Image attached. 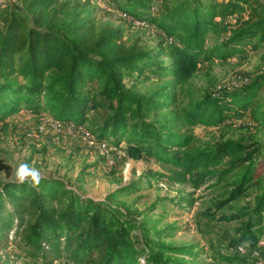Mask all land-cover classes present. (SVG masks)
I'll return each mask as SVG.
<instances>
[{
    "label": "trees",
    "instance_id": "obj_1",
    "mask_svg": "<svg viewBox=\"0 0 264 264\" xmlns=\"http://www.w3.org/2000/svg\"><path fill=\"white\" fill-rule=\"evenodd\" d=\"M112 1L129 27L146 23L166 45L151 51L125 41L123 28L100 24L92 16L91 0L0 4V122L26 110L77 127L88 124L99 142L116 147L125 142L130 158L154 157L170 167V181L193 188L225 183L229 189L222 208L254 186L259 194L253 203L231 218L242 223L229 245L254 248L264 237V145L226 141L202 148L193 128L245 116L263 124L258 93L264 75L246 87L192 98L187 105L180 96L203 61L228 60L246 47L264 46V0ZM211 33L222 41L208 48ZM149 72L167 78L158 92L143 95L128 85L134 75L145 79ZM6 200L19 216L15 235L23 251L11 264H55L53 255L66 257L59 264L171 263L155 248L137 245L141 237L132 234L135 230L143 232L148 246L151 238L132 214L82 197L60 179L42 178L35 187L0 183L3 233L14 215L4 214ZM225 260L254 264L251 254L228 252Z\"/></svg>",
    "mask_w": 264,
    "mask_h": 264
},
{
    "label": "rangeland",
    "instance_id": "obj_2",
    "mask_svg": "<svg viewBox=\"0 0 264 264\" xmlns=\"http://www.w3.org/2000/svg\"><path fill=\"white\" fill-rule=\"evenodd\" d=\"M91 2L92 16L100 24L123 28L125 41L136 42L151 51L158 50L161 44L166 45L156 31L129 27L112 0ZM7 3L21 6L19 0H0L2 5ZM221 41L222 38L216 41L211 33L206 46L210 48ZM163 60L165 65L169 63V59ZM201 65V71L180 96L184 105L192 98L199 100L209 93L251 85L264 75V46L257 50L246 47L228 60L215 58ZM145 77L134 75L127 83L143 95L154 94L167 83V78L160 73L149 72ZM258 100L262 105L259 112L264 114V88L259 91ZM193 134L202 148L226 141L256 147L264 145V120L260 124L248 116L234 117L217 127L198 125L193 128ZM95 141L98 140L88 124L77 127L44 112L34 114L22 110L0 122V183L16 182V168L27 162L39 169L43 178L60 179L82 197L132 214L137 222L145 225L143 229L149 233L147 239L151 238L148 246L143 232L135 230L132 234L141 237L137 245L142 249L155 248L170 264H247L225 259L227 248L239 236L242 223L240 219L231 218L242 206L253 203L259 194L256 187H251L245 197L222 208L229 189L224 187L225 183L212 181L193 188L186 183L170 181L172 170L154 157L130 158L125 142L116 147L102 141L108 148L99 151ZM5 203L7 211L4 214H14L15 206L9 200ZM18 221L19 216L14 214L13 225L4 233L0 232V248L6 246L0 251L1 261L5 263L0 264L18 261L23 252L15 235ZM158 232L160 235L155 236ZM53 259L55 264L66 262V257L59 255H53ZM27 264H44V261Z\"/></svg>",
    "mask_w": 264,
    "mask_h": 264
},
{
    "label": "built area",
    "instance_id": "obj_3",
    "mask_svg": "<svg viewBox=\"0 0 264 264\" xmlns=\"http://www.w3.org/2000/svg\"><path fill=\"white\" fill-rule=\"evenodd\" d=\"M124 18H126L125 15H122ZM137 28L140 29H144V30H149L151 32H154L155 30L148 24L146 23H136ZM66 126V125H65ZM72 126V125H70ZM41 131H43V129H41ZM91 138V137H90ZM94 142V141H93ZM97 144V148L99 149V151H103L105 149L108 148L107 144L105 142H99V141H95ZM227 251L229 253H236V254H240V255H244V254H251L252 258L254 259V264H262V261H264V237H262L257 245L252 248L250 246V244L246 243V244H237L234 246H229L227 248Z\"/></svg>",
    "mask_w": 264,
    "mask_h": 264
},
{
    "label": "clouds",
    "instance_id": "obj_4",
    "mask_svg": "<svg viewBox=\"0 0 264 264\" xmlns=\"http://www.w3.org/2000/svg\"><path fill=\"white\" fill-rule=\"evenodd\" d=\"M43 176L39 169L32 167L29 163H21L15 170V181L20 184H31L39 186Z\"/></svg>",
    "mask_w": 264,
    "mask_h": 264
}]
</instances>
